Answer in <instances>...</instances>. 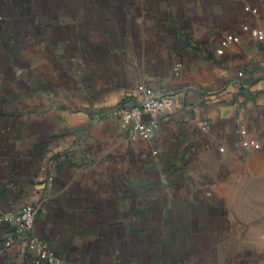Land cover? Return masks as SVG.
I'll use <instances>...</instances> for the list:
<instances>
[{
    "label": "crops",
    "instance_id": "obj_1",
    "mask_svg": "<svg viewBox=\"0 0 264 264\" xmlns=\"http://www.w3.org/2000/svg\"><path fill=\"white\" fill-rule=\"evenodd\" d=\"M263 50L264 0H0V264L24 205L65 264H264Z\"/></svg>",
    "mask_w": 264,
    "mask_h": 264
},
{
    "label": "built area",
    "instance_id": "obj_2",
    "mask_svg": "<svg viewBox=\"0 0 264 264\" xmlns=\"http://www.w3.org/2000/svg\"><path fill=\"white\" fill-rule=\"evenodd\" d=\"M138 91L142 96L140 104L131 108L121 107L117 114L129 134L139 139H152L158 133V116L164 110L165 100L161 93L150 87L141 85ZM37 214V207L24 205L16 213H7L3 216L4 222L14 229L6 246L10 245L13 238H21L25 242L26 251L28 249V252H32L30 254L35 253L28 259L30 264H65L33 235Z\"/></svg>",
    "mask_w": 264,
    "mask_h": 264
}]
</instances>
